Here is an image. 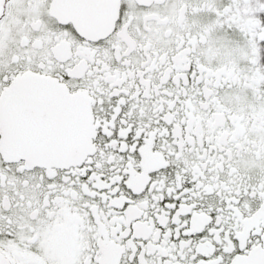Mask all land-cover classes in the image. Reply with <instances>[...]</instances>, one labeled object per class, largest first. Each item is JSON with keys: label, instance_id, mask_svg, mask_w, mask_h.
<instances>
[{"label": "snow or ice", "instance_id": "6c2138e0", "mask_svg": "<svg viewBox=\"0 0 264 264\" xmlns=\"http://www.w3.org/2000/svg\"><path fill=\"white\" fill-rule=\"evenodd\" d=\"M0 264H264V0H0Z\"/></svg>", "mask_w": 264, "mask_h": 264}]
</instances>
